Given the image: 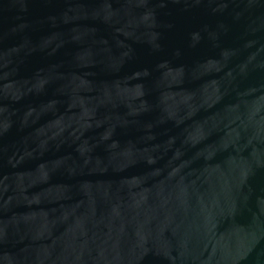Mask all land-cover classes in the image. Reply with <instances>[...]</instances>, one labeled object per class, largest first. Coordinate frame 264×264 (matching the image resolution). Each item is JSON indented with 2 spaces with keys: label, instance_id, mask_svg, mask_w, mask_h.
Masks as SVG:
<instances>
[{
  "label": "water",
  "instance_id": "obj_1",
  "mask_svg": "<svg viewBox=\"0 0 264 264\" xmlns=\"http://www.w3.org/2000/svg\"><path fill=\"white\" fill-rule=\"evenodd\" d=\"M0 264H264V0H0Z\"/></svg>",
  "mask_w": 264,
  "mask_h": 264
}]
</instances>
